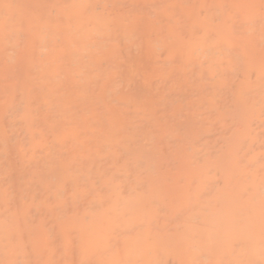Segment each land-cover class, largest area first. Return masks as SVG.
<instances>
[{
  "label": "bare ground",
  "instance_id": "1",
  "mask_svg": "<svg viewBox=\"0 0 264 264\" xmlns=\"http://www.w3.org/2000/svg\"><path fill=\"white\" fill-rule=\"evenodd\" d=\"M0 264H264V0H0Z\"/></svg>",
  "mask_w": 264,
  "mask_h": 264
}]
</instances>
